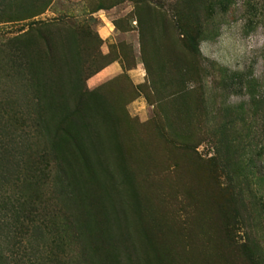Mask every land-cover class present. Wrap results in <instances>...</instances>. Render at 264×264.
Returning <instances> with one entry per match:
<instances>
[{"label":"rangeland","instance_id":"obj_1","mask_svg":"<svg viewBox=\"0 0 264 264\" xmlns=\"http://www.w3.org/2000/svg\"><path fill=\"white\" fill-rule=\"evenodd\" d=\"M8 1L0 121L34 139L8 145L31 188L0 190L34 221L0 199V264H264V0Z\"/></svg>","mask_w":264,"mask_h":264},{"label":"trees","instance_id":"obj_2","mask_svg":"<svg viewBox=\"0 0 264 264\" xmlns=\"http://www.w3.org/2000/svg\"><path fill=\"white\" fill-rule=\"evenodd\" d=\"M12 0H9L6 5L10 4ZM8 8H5L3 11H0V18H4L5 14H6V10ZM41 9H38V11L33 12L32 14L30 13V15L28 14L27 17L32 18L36 15H38V13H40ZM1 118L3 120L0 121L1 124H3L4 128L8 131L5 132L4 135H1L0 137V161L4 162L5 165H7L5 174L1 173L0 175V185L1 187H5V185H19L22 190L24 191H28L32 184H31V180L27 179L26 177H22V173L23 170L25 169V159H20L17 160L16 156H15V150L16 147H13L12 149L9 148V144L11 145L13 143V141H19L18 139L20 138L21 135H18L17 129L15 128L13 122L14 120L11 119L8 116H5L4 114H6V110L1 109ZM38 121L35 123V128L37 130V128L40 130L41 128H43V125L45 123V120L43 117H41V115L38 114ZM23 120H27L28 118H22ZM30 128V127H29ZM31 129V128H30ZM9 133V134H7ZM3 136V137H2ZM34 134H26V136H22L20 139L23 140L25 139L26 142H28L29 144L31 143V141H33ZM3 138L7 139V142L3 140ZM18 144V142H17ZM50 148L52 150H58V148H60V143H59V139H54V141L52 142ZM28 151V150H27ZM53 153V152H52ZM26 156V155H25ZM45 156V155H44ZM60 157V156H59ZM14 184V185H13ZM34 186V184H33ZM0 199L2 202H4V205L6 207H8V210L12 212L13 214V218L16 220L14 223L15 228V233L16 236L20 237L23 233H26L27 230L25 231L24 226H26L27 224L30 225V223L32 224V217H33V212L32 210H28V205L30 204V201L28 200V198L26 196H24L23 194L20 195H16L11 197L10 195L7 194L6 189L4 190H0ZM10 208V209H9ZM1 221V220H0ZM27 223V224H26ZM27 225V226H28ZM29 227V226H28ZM35 229H39L38 226H35ZM78 236H79V232ZM81 235V234H80ZM241 247L243 248L246 260L250 263V264H262L263 263V258L259 257L258 253H257V246L255 242H251V241H244L243 244H241ZM84 249V248H83ZM82 256V260H81V264H98L96 261H90V259L87 258V255L90 256L91 253H87L85 249L81 251ZM83 261V262H82ZM87 261V262H86ZM45 264V263H44Z\"/></svg>","mask_w":264,"mask_h":264},{"label":"crops","instance_id":"obj_3","mask_svg":"<svg viewBox=\"0 0 264 264\" xmlns=\"http://www.w3.org/2000/svg\"><path fill=\"white\" fill-rule=\"evenodd\" d=\"M104 30L102 31L104 38L109 35V30L103 27ZM140 68L137 64H134L129 70L128 75L133 79L135 84H139L142 80V74L140 75ZM121 71L120 65L117 62H111L104 66L102 69L99 70L98 73L93 75L89 82L91 85H96L98 82L102 81L105 78L112 77L116 74H118ZM122 72V71H121Z\"/></svg>","mask_w":264,"mask_h":264}]
</instances>
